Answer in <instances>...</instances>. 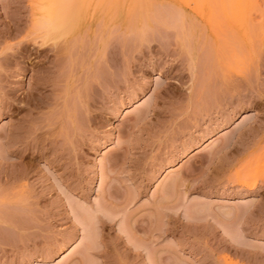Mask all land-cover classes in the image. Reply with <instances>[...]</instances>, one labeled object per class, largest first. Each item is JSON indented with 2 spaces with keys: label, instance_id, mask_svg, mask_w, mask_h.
Returning a JSON list of instances; mask_svg holds the SVG:
<instances>
[{
  "label": "rangeland",
  "instance_id": "1",
  "mask_svg": "<svg viewBox=\"0 0 264 264\" xmlns=\"http://www.w3.org/2000/svg\"><path fill=\"white\" fill-rule=\"evenodd\" d=\"M250 2L258 28L243 38L252 43L241 41L246 62L232 38V52L213 47V67L204 39L186 47L175 34L181 52L169 29L148 45L131 44L135 34L125 42L132 29L122 26L110 40L114 25L110 34L102 26L108 60L99 64L94 45L58 63L56 77L42 70L60 86L32 112L11 106L40 81L41 66L0 63V264L264 262V0ZM39 7L0 0V57L34 34ZM14 29L22 31L11 38Z\"/></svg>",
  "mask_w": 264,
  "mask_h": 264
},
{
  "label": "bare ground",
  "instance_id": "2",
  "mask_svg": "<svg viewBox=\"0 0 264 264\" xmlns=\"http://www.w3.org/2000/svg\"><path fill=\"white\" fill-rule=\"evenodd\" d=\"M100 1L103 2L105 0H39V6L40 7L37 11L38 15H37V13H35L36 15H34L33 19H32L33 20L32 25L34 26L33 29H35L34 34H33L34 37L32 35L31 36L32 38L30 37L31 39L30 38L25 39L28 41H25V42L23 41V42H20V44H17L18 46L16 45V49H17V47H18V49L15 50V52L13 51L14 53L12 52L9 54L7 49L9 48L11 50V47H7L5 49L7 53L6 54L4 53L5 55L3 54V57H0V63H3L5 61L8 62V61H11L14 59V61H16V62L19 61L18 63L23 64L26 69H29V66H31L33 68H35V67L37 68L40 66L42 67V68L40 67L41 74L39 75V77L42 79L38 78L37 80H40V81L37 82V80H36V82H37V83H35L36 86H35V84H33L35 87L32 85L33 87L31 89L29 88L30 91L28 89V92L26 91L27 93L24 92L23 93L24 97L20 96L17 99H15L16 101H18L17 102L18 107H17V104H16V106L12 105L11 107H13V109H16V111L17 110L21 111V110H25V106H26V107H28V110L30 112H32L34 109L32 110L31 108H33V107L37 108L38 105L41 104L40 99L47 97L46 93L44 94L43 91L48 89L49 86L53 85L52 88L55 87L54 86L55 84H53L51 82L52 79L50 80V78H47L46 75H50V77L52 78L53 76H51V74H52L51 72H53L54 77H56L57 74H60V72L57 73L58 70L53 71V69L54 70L57 69L55 67L58 66V63L62 64L63 60L65 61V63L67 62L66 60H70V61L74 60L73 55L77 50L81 49L80 50V53H81V51L83 50L82 48L84 47L85 50L82 52H84V55H85L86 54L85 51L87 50L86 48H89V50H92L93 46L95 45L96 48H94L95 49L94 52L97 49L96 57H98L97 58L98 60L101 59L103 61L102 62L100 60L99 64L101 65V62L104 63L105 62L104 59H106L107 53L109 51V49H106V48H108L107 47L108 45H109V47H111L109 43L107 44V42L109 41L111 43L110 40L113 37L112 31L114 30L113 32H114V34H116V37L114 35L112 40H115L114 38L118 39V37L121 36L118 34L119 36L117 37V31L119 30L117 26L125 27L128 30L130 28L132 29L130 34L128 33L129 35H125V38H124L123 34H126V33L124 31H122L124 33L122 34L123 38L121 37V39H124L125 42H126V40H127V42L129 40L131 41L133 38H135V41H136L137 40L136 37L139 38L140 41H143L146 39L144 42H148L147 43L148 45H150L149 42H152V41L159 42L158 38L160 36L162 37L164 35V38L168 36V35L166 36V34H163L166 32H164L162 28H165L164 29L165 31H167L166 29H169L168 32L170 33V35L168 38L174 39L175 36H177V35L178 36L181 35L182 37L184 36L183 41L184 42L186 41V43H184V45L179 44L178 39L175 38L176 39L175 41L176 42L178 41L177 44H179L180 46L186 45V47H187L188 45H190L191 41H193V39H191V38H194V40L196 39L197 41H201L202 39H204L205 45L207 46V49H208V46L211 47V49L209 47L210 52H208V55H210L211 57L210 56L209 57L212 58L211 59L212 64H213V58L214 57L216 59L219 58L218 54L221 51V50H219V49H221V43H222V46L226 49V50H222V51H227L228 45H230V43L232 44V42H230L231 38L233 41L232 45L235 46V47H233L235 49V51L237 50L236 46H238L240 43L239 47L242 48V49L240 48L241 49L239 52L240 55L242 53V50H243L244 54H246L245 50L247 52V48L244 47L245 48V50H244L243 46H246L247 44H250L253 42V41L252 42L249 41L250 43H248V41H247L249 38H251V34L254 33V32L250 33V31L251 32L255 31L258 28V25L255 23L257 26H256V28H254L255 30L252 29L253 28L252 26L253 25L255 26V24L253 22L250 23L251 21H255L253 18L251 19L252 15L250 13L252 11L250 13H248V14H250V16H248V14H247V11H248L247 9L250 5L249 3H251L250 0H109V1L106 0L105 2H103L104 4H102V2H100ZM105 3H107V4L105 5ZM252 5L254 6V3H252ZM253 6H250V8H252ZM254 8H255V6H254ZM102 9L106 10L107 11L106 13H108V14L107 15L105 14L103 16V18L102 17L98 18L97 16H96L97 19L92 18V14H94L95 11H99V10L102 11ZM102 21H103V23H101ZM198 23L200 24V26ZM113 25H114V27H113V29L111 28V35H110V37L108 36V38L110 40L107 41L106 37H107V35L109 33V29H110L108 27L113 26ZM102 26H107L108 31L106 29H102ZM99 27H101L102 32H103V30H106L108 32V33L105 32V37H104L106 39V44H107L106 48L104 46L105 44L104 43L102 44V42H103L102 41V34H104V33L101 32V34H100L101 29ZM250 27H252V28H250ZM261 27L262 26L259 27V29L261 30L260 33H262V29H263ZM158 28H161L160 30H162L163 33L159 32ZM170 30H171V32H170ZM21 31L18 29H14L13 32H15V33L13 34V32H12V33H9V35L10 36L14 35V36H11V38L12 37L15 38L18 33L19 34L21 33ZM115 31H116V33H115ZM125 31H126V29H125ZM156 31L158 33H160L161 35L159 36V34ZM149 32L150 33L156 32L158 36L156 35V38L153 39V37L155 35L153 33L151 35H149L148 34ZM32 33H33V31H32ZM171 33L172 34L174 33L173 34L174 37L173 36L170 37ZM19 34H18V36H19ZM133 34H135L133 37L130 36ZM175 34H177V35H175ZM232 34H233V36L234 35H236V36L233 37V36H231ZM152 35H154V36L151 37ZM128 36H130V37H128ZM148 36H149V38L151 37L153 40L152 39H150L151 41L148 40L147 39ZM247 36H248V38H247ZM126 37H128L130 39L128 40ZM245 37L247 38V40L244 39L245 41H247L246 42L247 44L245 43L246 45L243 44L244 42H241L243 40V38H245ZM234 38L235 39L237 38V39L235 40ZM105 39H104V41H105ZM162 39H163V37H162ZM85 40H86V42L88 41V44H89V45L86 44V46L88 45L87 47L84 46ZM164 40H166V39H164ZM169 40H172V39H169ZM250 40H253V39H250ZM138 41H137V43L142 44V46L147 45V44H144V42L142 43V42H138ZM183 41H181V43ZM112 42H115V41H112ZM234 42H235V44H234ZM130 43L135 44L136 42L134 43L133 41H131ZM130 43L128 42V44H130ZM174 45H175V43H174ZM134 46L135 47L138 46V48H139V46L142 47L141 45H138V44L134 45ZM180 46H179V49H180ZM183 46H181V48ZM213 47H215L219 52L217 51L218 53H216V51H214L215 48H213ZM249 47H250V45H249ZM149 48H152V47H149ZM229 48L231 49V47H229ZM105 49H106L107 53L104 54L105 53L104 52L102 55V52L105 51ZM185 49L186 48L183 47V49H180V51L181 50L184 51ZM5 50L2 51V53L5 52ZM13 50H14V48H13ZM171 50H168V51H171ZM231 50H228V51H231ZM228 51L226 53H228ZM86 52H88V50ZM90 52H92V51H90ZM94 52H92L93 56L95 55ZM100 52H101V54H100ZM113 52H114V50H113ZM172 52H174V51L172 50ZM237 52H236V54H238ZM215 53H216V56H215ZM222 54H223V57H225L224 53H222ZM222 54H220V59H223V57L221 56ZM229 54H230V52H229ZM244 54H242V55H244ZM100 55H101V57H100ZM217 55H218V57H217ZM235 55L233 56V58L235 57ZM242 55L240 57H243ZM74 56H77V55H74ZM78 56L80 57V55H78ZM88 56H89V52H88ZM88 56L86 57V59L88 58ZM91 56L92 55H90L89 59L91 58ZM226 56L228 58L227 57H225V58L229 59V61H227L226 63H229V62L233 63L234 62V59L232 58L233 60L231 61L230 56H228V54H226ZM79 57H77L78 59L76 58V62H77V60L79 61L81 58H83V57H81L79 59ZM240 57L238 56L239 60L236 59L235 61H238L240 63ZM38 59H39V62H34L36 60L38 61ZM97 59H96V61L99 62ZM194 59L195 58H193V60ZM87 60H83V61L85 62ZM107 60H108V57H107ZM14 61H13V63H16ZM220 61L221 60H219V59H217V61H215V59H214V62L217 63L216 66L221 65L220 63L218 64V62H220ZM243 61H245V58ZM46 62H49L53 66H50V67H44L45 65L42 66V64H44ZM76 62H74V65L76 64ZM89 62H91V61H89ZM92 62H93V58H92ZM109 62H110V60L108 61V63ZM211 62H210V64H211ZM65 63H63V64H65ZM242 63H240V64H242ZM94 64H95V61H94ZM99 64L97 63V65L96 64L95 65L99 66ZM90 65L92 66L91 63H90ZM227 65L228 64H226L227 71H230L229 69H231L232 72H230V73H232V76L235 77L233 74L234 70L232 69L231 66L228 67ZM235 65H236V63H235ZM2 66H5V65H2ZM2 66L0 65V68ZM6 66L8 67V65H6ZM71 66H73V65H71ZM76 66H78V65H75V68H76ZM62 67L63 68L67 67V65L61 66L60 69ZM93 67H94V65H93ZM213 67H214V64H213ZM94 68H92V70ZM64 69H66V68H64ZM38 70H37V72H38ZM42 70H43V72H46V75H44V76H46L45 78L42 75V73H43ZM70 70L73 71L74 70L73 67H71ZM213 71H216V70H213ZM55 72L57 74H54ZM70 73H72V72L70 71ZM216 73H217V71L214 74L215 77H219L220 72H218L217 74ZM223 73L225 74V72H223ZM0 74H2V72ZM43 74H45V73H43ZM61 74H63V73L61 72ZM224 74H221V75L224 77ZM227 75L232 80V82H233V80L238 78V77H235V78L232 77L231 78V74L229 75L228 72H227ZM60 76L58 75L56 80H53V81L54 82L56 81L57 83H60L59 81L64 82V78L67 75L65 77L62 76V77H64L63 80H61V79L57 80L58 78H60ZM222 76H220L221 78H218V80L223 79ZM228 76L225 77V79H227V81L229 79ZM66 79H68V78H66ZM222 81L226 82V84L228 83L224 79L220 80L219 82H222ZM1 82H3L2 77H1ZM50 82L52 83L51 85H49ZM232 82L229 83V85L232 84ZM67 83H69V82H67ZM222 84L224 86V83H222ZM226 84H225V86H227ZM58 85L59 84H57V87L60 86V85L59 86ZM232 85H234V82ZM232 85H230V86H232ZM242 85H240L237 88V90ZM57 87H55V89ZM231 89H233V86ZM48 90L50 91V89H48ZM52 90L54 91V89H52ZM233 90L236 91V89H233ZM43 94L45 95L44 97H43ZM66 94H67V92H66ZM45 102L47 103V101H45ZM23 103L25 104V106H23ZM29 107L31 110L29 109ZM35 110H37V109H35ZM37 148H39V147H37ZM176 186H177L176 184H173L172 186L169 187V189H168L169 192L168 191L167 192L169 194L170 193L172 194V192L175 190ZM230 264H235V263H230ZM259 264H264V262H259Z\"/></svg>",
  "mask_w": 264,
  "mask_h": 264
}]
</instances>
